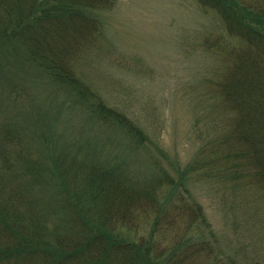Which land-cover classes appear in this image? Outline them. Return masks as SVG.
Masks as SVG:
<instances>
[{
	"label": "trees",
	"instance_id": "16d2710c",
	"mask_svg": "<svg viewBox=\"0 0 264 264\" xmlns=\"http://www.w3.org/2000/svg\"><path fill=\"white\" fill-rule=\"evenodd\" d=\"M117 1L0 0L1 74L33 68L58 103L54 123L75 130L46 154L36 140L57 138L0 122V264H237L189 180L202 170L264 197V0H198L224 31L209 44L218 63L205 94L220 127L200 134V159L184 166L80 71V52L103 34L99 13ZM71 143L87 152H60ZM143 222L140 242L119 231Z\"/></svg>",
	"mask_w": 264,
	"mask_h": 264
},
{
	"label": "rangeland",
	"instance_id": "374dc122",
	"mask_svg": "<svg viewBox=\"0 0 264 264\" xmlns=\"http://www.w3.org/2000/svg\"><path fill=\"white\" fill-rule=\"evenodd\" d=\"M99 14L103 34L80 52L85 79L109 106L135 120L169 160L184 166L200 159L207 139L200 134L220 127L210 117L213 100L205 96L218 63L209 44L223 35L220 20L198 0H118ZM3 71L0 122L18 123L33 139L42 132L57 138L45 148L35 139L46 154L57 152L61 145L55 143L73 137L72 120L54 123L58 103L33 68L7 66ZM30 144L34 149V140ZM77 151L87 152L79 143L60 152ZM201 171L191 174L189 192L202 204L224 256L237 264H264V197ZM150 226L143 222L139 229L119 231L126 240L140 242Z\"/></svg>",
	"mask_w": 264,
	"mask_h": 264
}]
</instances>
